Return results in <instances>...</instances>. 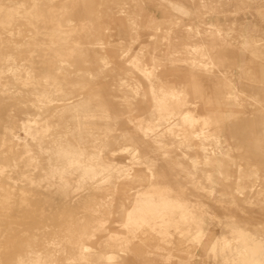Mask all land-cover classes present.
Here are the masks:
<instances>
[{"label":"rangeland","instance_id":"rangeland-1","mask_svg":"<svg viewBox=\"0 0 264 264\" xmlns=\"http://www.w3.org/2000/svg\"><path fill=\"white\" fill-rule=\"evenodd\" d=\"M0 6V264H236L235 231L264 264V0Z\"/></svg>","mask_w":264,"mask_h":264},{"label":"bare ground","instance_id":"bare-ground-1","mask_svg":"<svg viewBox=\"0 0 264 264\" xmlns=\"http://www.w3.org/2000/svg\"><path fill=\"white\" fill-rule=\"evenodd\" d=\"M34 4V3H33ZM4 7V6H3ZM34 7V6H33ZM19 9V8H18ZM18 9H15V8H2L1 6H0V31H2V33L3 32H8L9 30H8V27L10 26V23L12 22V20H14L15 19V17H16V14L18 13L19 14V11H18ZM24 11V10H23ZM30 11V10H29ZM33 12V11H32ZM32 13H25L24 12V14H23V16H25L24 18H29L30 16H32L33 17V14L31 15ZM19 16V15H18ZM26 20V19H25ZM29 22H30V20H28ZM31 21H32V19H31ZM26 24H28V22L26 23ZM48 27V26H47ZM45 28V29H48V28ZM43 28V27H42ZM52 29V28H51ZM49 30V29H48ZM59 30V29H58ZM54 32V31H53ZM59 32V31H58ZM62 33V32H61ZM32 34V33H31ZM37 34V33H36ZM54 35H56V32H55V34ZM41 36V35H40ZM30 38V37H29ZM61 38H62V36H61ZM60 40V39H59ZM10 41V40H9ZM12 41V40H11ZM61 41V40H60ZM10 45V44H9ZM11 45H13L12 43H11ZM57 50H59V49H57ZM15 51H17V50H15ZM14 51V52H15ZM0 57L2 58V59H13L14 58V56H13V54H12V52H11V50L9 49V48H7L5 51H0ZM78 63V62H77ZM81 66V65H80ZM16 72V71H15ZM51 72V71H50ZM2 75V74H1ZM15 75H16V73H15ZM1 79V78H0ZM71 100H72V98H66V99H64L63 100V102H67V104L69 105V104H71L72 102H71ZM150 129V128H149ZM59 157V156H58ZM60 157H62V159H67V165H68V167H72L74 164L75 165H83L84 166V175L82 176V178L80 179V181H83L84 183H86V182H88L87 184L89 185H91L92 187L94 186V182H97L98 180H96L97 178H96V176H97V170H100V169H98V167L97 168H95V166H97V165H99L100 163H102L103 161H102V159L100 158V157H98L97 156V158L95 157H91V156H88V155H86L85 157H83L81 160H78V161H74V162H72V160L70 159L69 161H68V158H69V151H65V153H64V155L62 156V155H60ZM104 164V163H103ZM88 169H87V168ZM107 167H108V165H107ZM63 173H66V171H63ZM67 181V180H66ZM68 182V181H67ZM66 182V183H67ZM87 185V186H88ZM90 185H89V187H90ZM98 186L96 185V188H97ZM91 188V187H90ZM64 189V188H63ZM68 189H64V191H63V194H62V197L64 198V204L66 205V207L67 206H70V208L66 211V212H64L63 214H65L66 216H68V218H67V220L65 219V221L64 222H62L61 224H60V226H62L61 228L60 227H58V229L60 228V229H62V231H65L64 229H63V227L65 228V224L67 225V223H69V222H72V223H75L76 224V226H77V230H75L74 231V229L70 226L68 229V237H67V242L69 241H72V243L74 244V245H76L77 247H75V251H77V254H78V257H79V254H81V253H79L80 252V249H81V247L80 246H78V242L79 241H84V239H86V238H90V236H91V238H92V232H93V230L95 229L93 226H91L90 225V223H91V221H90V218H88V220L86 219V217L85 216H83V217H81V215H79L78 214V212H76V210L75 209H73V208H71V204H72V198H70L69 196H68V191H67ZM100 190V189H99ZM102 190V189H101ZM96 191V190H95ZM103 191V190H102ZM88 196H90V195H88ZM92 197V196H91ZM101 203V202H100ZM103 203V202H102ZM99 204L97 207L96 206H94V207H92V206H90L89 207V214L92 216V215H94L95 217H98V219H100L99 220V222L101 223L102 222V220H103V216H104V214H105V212H103V210H106L107 209V204H105V203H103V204ZM153 213V212H152ZM79 215V216H78ZM163 217V214L161 215L160 213H157V212H155L154 214H153V223H147L146 224V221L144 220V219H140V222H139V227H142V230H143V226L144 227H146L147 225H151V224H153L152 226H154V227H157V225H158V222H157V220L158 219H161ZM144 218V217H143ZM162 220V219H161ZM88 221H90V222H88ZM188 221V220H187ZM195 221V220H194ZM64 224V225H63ZM145 224V225H144ZM174 224L176 225V226H178V224H179V221L177 222V221H175L174 222ZM59 225V224H58ZM101 225V224H100ZM100 227V226H99ZM50 228V227H49ZM66 229V228H65ZM103 231H104V229H103ZM75 232H77L76 234H75ZM102 232V231H101ZM236 233H237V235H238V238H236V239H239V241H240V243L242 244L243 243V251L241 252V253H239V255H238V258H237V262H236V264H261L260 262H258V258H257V254L259 253V250H260V247H256V246H249L247 243H246V241H247V239H245V237L243 236V234L240 232V231H235ZM52 233V232H51ZM52 235V234H51ZM74 235H76L77 237H79L80 238V240L79 241H75L74 242V240H75V238L73 237ZM236 235V236H237ZM247 235V234H246ZM187 238V237H186ZM185 240V239H184ZM66 241V240H65ZM102 241H104V240H102ZM190 243V242H189ZM218 243H219V241H218ZM217 245V244H216ZM220 245V244H219ZM257 245V244H256ZM222 246V245H221ZM220 246V247H221ZM226 246V245H225ZM218 247V246H217ZM222 249H223V247H221ZM221 248H219V250H221ZM86 249V248H85ZM85 249H83V250H85ZM218 249V248H217ZM106 250H107V248H106ZM82 251V250H81ZM222 251V250H221ZM228 251V250H227ZM86 252V251H85ZM100 252V251H99ZM100 253H102V252H100ZM105 253H107V252H105ZM85 255H86V253H84ZM84 254H83V257H84ZM97 254V253H96ZM88 255V254H87ZM98 255V254H97ZM101 255V254H100ZM106 255V254H105ZM81 256V255H80ZM91 256V255H90ZM90 256H87L88 258H90ZM95 257V258H97V256H95V255H92L91 257ZM15 257V256H14ZM38 257V256H37ZM106 257L107 258H109L110 256H107L106 255ZM84 258H86V257H84ZM106 258V259H107ZM257 258V259H256ZM109 259H111V258H109ZM84 261H85V259H83ZM88 260V259H87ZM24 262V261H23ZM39 260H38V264H39ZM41 263V262H40ZM86 263V262H85ZM84 263V264H85ZM100 263V262H99ZM9 264V263H8ZM89 264V263H88ZM95 264H97V263H95Z\"/></svg>","mask_w":264,"mask_h":264}]
</instances>
